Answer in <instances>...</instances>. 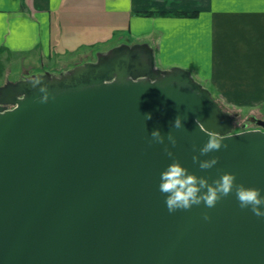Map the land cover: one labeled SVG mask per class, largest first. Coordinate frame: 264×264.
Returning a JSON list of instances; mask_svg holds the SVG:
<instances>
[{"label":"water","instance_id":"95a60500","mask_svg":"<svg viewBox=\"0 0 264 264\" xmlns=\"http://www.w3.org/2000/svg\"><path fill=\"white\" fill-rule=\"evenodd\" d=\"M232 127L189 70L156 67L147 43L0 85V264H264V216L235 189L175 211L159 189L175 157L264 195V129ZM210 136L221 148L200 153Z\"/></svg>","mask_w":264,"mask_h":264},{"label":"crops","instance_id":"0c3cea01","mask_svg":"<svg viewBox=\"0 0 264 264\" xmlns=\"http://www.w3.org/2000/svg\"><path fill=\"white\" fill-rule=\"evenodd\" d=\"M121 28L152 47L155 62L188 69L212 96L264 110V0H0V59H48L72 49L69 33Z\"/></svg>","mask_w":264,"mask_h":264},{"label":"clouds","instance_id":"9594fccd","mask_svg":"<svg viewBox=\"0 0 264 264\" xmlns=\"http://www.w3.org/2000/svg\"><path fill=\"white\" fill-rule=\"evenodd\" d=\"M148 118L151 113H147ZM173 124L175 128L183 127V117L176 115ZM151 137L155 141L162 142L164 137L159 128L151 131ZM169 139L172 144L176 143L175 136L170 132ZM222 141L215 136H210L207 142L200 148V153H207L214 149H219ZM169 156H173L170 149L165 147ZM194 160H199L201 168H210L216 164L217 159H200L198 155L193 156ZM206 188V191H201ZM159 189L165 193V202L169 211H175L178 208H190L193 204L203 202L209 207L216 204L217 200L223 195H227L235 189L237 199L241 207H251L257 215L264 216V195L262 190L255 186H246L243 183H236L235 174L231 172L221 173L215 180L209 182L203 175H196L184 166L181 161L175 157L160 172ZM205 218H208L205 213Z\"/></svg>","mask_w":264,"mask_h":264},{"label":"rangeland","instance_id":"374dc122","mask_svg":"<svg viewBox=\"0 0 264 264\" xmlns=\"http://www.w3.org/2000/svg\"><path fill=\"white\" fill-rule=\"evenodd\" d=\"M108 30H105L104 32H82V34L77 36L69 33L64 42L70 45V48L74 49L77 46V43L84 41H89L91 44L82 45L74 50L69 49V52L73 53L62 52V54L59 55L51 54V57L48 59L42 56L38 58L37 55L27 56L26 54L17 55L8 53V57H4L2 61L0 59V85L8 80L15 81L38 73H49L58 76L60 73L67 71L76 64L96 60L99 52L103 53L101 51L107 50L115 44L121 42L132 44L133 41H136V39L131 38V36H124L121 32L122 28L119 31H116L115 35L109 33ZM79 37L80 40L78 41ZM64 42L61 43L65 44ZM91 45L94 46L89 47ZM156 66L160 69L170 67V65H160L157 62ZM213 98L223 110L228 111L231 115L233 121L232 132H240L256 128L259 126L256 119L264 120V110L261 108H252L247 105H235L234 103L226 102L220 96H213Z\"/></svg>","mask_w":264,"mask_h":264},{"label":"trees","instance_id":"16d2710c","mask_svg":"<svg viewBox=\"0 0 264 264\" xmlns=\"http://www.w3.org/2000/svg\"><path fill=\"white\" fill-rule=\"evenodd\" d=\"M146 14H148V13H146ZM92 47H93V45H91ZM90 47V46H89Z\"/></svg>","mask_w":264,"mask_h":264}]
</instances>
